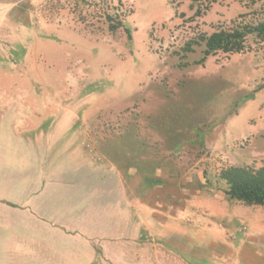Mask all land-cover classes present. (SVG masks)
<instances>
[{
	"label": "rangeland",
	"instance_id": "rangeland-1",
	"mask_svg": "<svg viewBox=\"0 0 264 264\" xmlns=\"http://www.w3.org/2000/svg\"><path fill=\"white\" fill-rule=\"evenodd\" d=\"M96 2L24 0L31 25L4 28L0 137L7 135L0 142L7 149L20 148L12 133L39 122L31 132L42 133L32 138L37 147L56 141L52 136L61 148L84 138L91 163L128 168L126 189L136 181L130 168L138 169V193L153 186L141 179L145 172L183 159L220 192L223 168L264 164V41L251 35L245 51L198 63L202 36L264 20V0ZM109 7L124 21L116 31L105 19ZM234 202L240 211L264 213V206ZM97 243V264H194L164 244L136 251L130 243Z\"/></svg>",
	"mask_w": 264,
	"mask_h": 264
},
{
	"label": "crops",
	"instance_id": "crops-1",
	"mask_svg": "<svg viewBox=\"0 0 264 264\" xmlns=\"http://www.w3.org/2000/svg\"><path fill=\"white\" fill-rule=\"evenodd\" d=\"M21 1L0 0V36L6 27L31 25L32 6ZM29 123L31 130L11 134L20 139L17 151L0 142V264H97L98 240L136 251L164 244L194 264H264V213L240 211L185 159L145 172L141 179L153 186L138 193L135 167L129 190L128 168L91 163L84 138L61 148L52 136L56 141L37 147L32 138L42 133L31 132L39 122Z\"/></svg>",
	"mask_w": 264,
	"mask_h": 264
},
{
	"label": "trees",
	"instance_id": "trees-1",
	"mask_svg": "<svg viewBox=\"0 0 264 264\" xmlns=\"http://www.w3.org/2000/svg\"><path fill=\"white\" fill-rule=\"evenodd\" d=\"M87 5H95L96 0H79ZM112 0H103L105 5H111ZM121 2L122 0H118ZM200 4L203 0H192ZM215 2L216 0H211ZM109 7L105 11V19L110 31H116L124 26V21L117 14L111 13ZM200 9L196 13H200ZM251 35L264 41V20L256 24L237 25L232 28H218L209 35L202 36L205 45L202 58L203 63L207 56L217 52L236 53L249 48L247 42ZM191 49V48H190ZM219 176L226 183L224 193L229 200H235L245 205L264 206V164L258 168L233 165L223 168Z\"/></svg>",
	"mask_w": 264,
	"mask_h": 264
}]
</instances>
